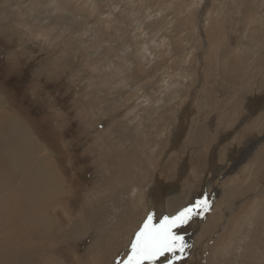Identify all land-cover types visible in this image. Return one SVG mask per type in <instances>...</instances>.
<instances>
[{
    "label": "rangeland",
    "instance_id": "374dc122",
    "mask_svg": "<svg viewBox=\"0 0 264 264\" xmlns=\"http://www.w3.org/2000/svg\"><path fill=\"white\" fill-rule=\"evenodd\" d=\"M0 96V264H115L205 199L176 264H264V0H0ZM15 120L67 189L50 225Z\"/></svg>",
    "mask_w": 264,
    "mask_h": 264
},
{
    "label": "bare ground",
    "instance_id": "6f19581e",
    "mask_svg": "<svg viewBox=\"0 0 264 264\" xmlns=\"http://www.w3.org/2000/svg\"><path fill=\"white\" fill-rule=\"evenodd\" d=\"M218 7V6H217ZM57 8V7H56ZM221 8V7H220ZM59 11V10H58ZM56 15V14H55ZM57 15H61L58 14ZM63 16V15H61ZM56 18V17H55ZM64 18V17H62ZM61 19V18H58ZM55 20V19H54ZM63 20V19H62ZM57 22V21H56ZM62 22V21H61ZM59 22V23H61ZM64 22V21H63ZM79 22V21H78ZM75 23V22H74ZM77 24V23H76ZM64 30V29H63ZM231 34V33H230ZM25 39V38H24ZM27 40V39H26ZM20 42V41H19ZM26 42V41H25ZM41 51V50H40ZM37 52V51H36ZM42 52V51H41ZM40 52V53H41ZM33 53V52H32ZM35 54V53H34ZM101 54V52H100ZM98 59V58H97ZM100 59V58H99ZM102 61V60H101ZM105 61H103L104 63ZM102 63V62H101ZM39 66V65H38ZM53 66V65H52ZM34 67V66H33ZM32 67V68H33ZM55 67V66H54ZM79 67V66H78ZM82 67V65H81ZM53 68V67H52ZM78 69V68H77ZM158 69V68H157ZM169 75V74H168ZM176 76V75H175ZM27 95V94H26ZM1 97V96H0ZM0 101L1 98H0ZM2 114L0 115V119L2 118ZM13 116V115H12ZM225 116V115H224ZM245 116V115H244ZM228 117V116H227ZM9 118V117H8ZM7 118V119H8ZM14 118V117H13ZM243 118V117H242ZM15 119V118H14ZM12 121V120H11ZM16 124L13 126V130L15 132H17L18 135H20V143H21V147L18 151L14 152L13 155L10 158L11 164L14 166L13 168H17L14 169V171L16 172V174H18L19 172L21 173V175H23V179H22V185L20 187V190L22 191L21 193L24 194L28 199H29V203L31 206V209L34 213V217L31 215L30 218L34 219L35 222H44L46 224L50 225V218L48 217L47 209L45 210V208L43 206H41V204L39 205L38 203L41 201V203L44 204V206H46V204L48 202H52L55 200V204H56V200H59L61 197L64 196V192L67 190H62L61 188L58 190L59 188V181L57 179V175L55 172L51 171V167L49 165H51V161H50V155L49 154H44L43 159H40L37 157L35 151L33 150V153L31 155H29V152H27L28 148H27V144L29 143L30 140H33L31 134L28 132V129H26L22 124H20L17 120H15ZM4 123V121H3ZM12 128V127H11ZM18 130V131H17ZM5 134V133H4ZM11 135V133H10ZM9 136V135H8ZM7 138V137H5ZM9 139V138H8ZM11 141V140H10ZM8 142V140H7ZM12 143V141H11ZM8 144V143H7ZM17 144V143H16ZM258 144V143H257ZM20 145V144H19ZM210 148V147H209ZM260 149V148H259ZM240 151V150H239ZM246 151V149L244 150ZM240 159H238V161L236 163H242L243 161L245 162L246 160L241 157V152L238 153ZM247 159V158H246ZM42 161V162H39ZM254 161V160H253ZM255 166V165H254ZM53 170V169H52ZM20 177V176H19ZM215 179V178H214ZM10 181V180H9ZM21 181V179H20ZM18 184V182H17ZM15 185V184H14ZM19 185V184H18ZM12 186V184L10 185ZM9 186V187H10ZM17 187V186H16ZM86 188V187H85ZM140 189V188H139ZM209 189V188H208ZM58 190V191H57ZM69 191V190H68ZM145 191V190H144ZM209 192V191H208ZM8 193V192H7ZM13 193V192H12ZM170 195V194H169ZM56 196V198H55ZM141 196V195H140ZM144 196V195H143ZM157 196V195H156ZM13 197V196H12ZM20 197V196H19ZM264 198V197H263ZM14 199V198H13ZM43 201V202H42ZM261 201V200H260ZM154 202V201H153ZM7 203H11V199L7 200ZM28 203V202H27ZM215 204V203H214ZM60 206V205H59ZM22 207V206H20ZM58 207V206H57ZM212 209V208H211ZM51 210V209H50ZM246 210V209H245ZM22 211V210H21ZM23 212V211H22ZM243 212V211H242ZM242 212H240L242 214ZM247 212V211H246ZM32 213V212H31ZM32 213V214H33ZM84 213V212H83ZM213 214V213H212ZM227 214V213H226ZM246 215V214H245ZM27 216V215H26ZM243 216H244V212H243ZM226 217V216H225ZM241 217V215H240ZM245 217V216H244ZM243 218V217H241ZM207 220V219H206ZM228 223L230 222V218L227 219ZM239 220V219H238ZM28 221V220H27ZM32 221V220H31ZM52 221V220H51ZM247 221V220H246ZM245 221V222H246ZM2 222V221H1ZM29 222V221H28ZM34 222V221H32ZM207 222V221H206ZM19 224V223H18ZM45 225V224H44ZM244 225V224H243ZM42 226V225H40ZM46 226V225H45ZM44 226V227H45ZM15 227V226H14ZM34 227V226H33ZM38 227V225H37ZM47 227V226H46ZM263 227V226H262ZM21 229V228H19ZM18 229V230H19ZM31 229V228H30ZM45 229V228H44ZM22 230V229H21ZM20 230V231H21ZM15 232V231H14ZM22 232V231H21ZM195 233V232H194ZM22 234V233H21ZM234 234V233H233ZM25 235V234H23ZM39 236V235H37ZM24 237V236H22ZM123 241V240H122ZM189 241V240H188ZM187 241V242H188ZM31 246V245H29ZM33 247V246H32ZM20 248V247H19ZM18 250V249H17ZM218 250V249H217ZM17 252V251H16ZM212 252V250H211ZM251 256V255H250ZM49 257V256H48ZM252 257V256H251ZM47 259V256L45 258V260ZM50 258H48L49 260ZM255 259V258H254ZM259 259V258H258ZM54 260V258H53ZM211 260V259H208ZM40 261V260H39ZM56 261V260H55ZM46 262V261H44ZM41 264V262H40ZM50 264V261H49ZM55 264V262H54ZM62 264V263H61Z\"/></svg>",
    "mask_w": 264,
    "mask_h": 264
},
{
    "label": "snow or ice",
    "instance_id": "6c2138e0",
    "mask_svg": "<svg viewBox=\"0 0 264 264\" xmlns=\"http://www.w3.org/2000/svg\"><path fill=\"white\" fill-rule=\"evenodd\" d=\"M208 207V201L205 199L198 200L175 215L157 218L155 213H149L135 233L127 257L118 259L115 264H158L162 258L167 259V264H176L189 247L184 237L176 230L186 225L194 214L199 215ZM177 253L181 255L178 256Z\"/></svg>",
    "mask_w": 264,
    "mask_h": 264
},
{
    "label": "water",
    "instance_id": "95a60500",
    "mask_svg": "<svg viewBox=\"0 0 264 264\" xmlns=\"http://www.w3.org/2000/svg\"><path fill=\"white\" fill-rule=\"evenodd\" d=\"M257 142H260V140L258 139V140H256V141H254V143H257Z\"/></svg>",
    "mask_w": 264,
    "mask_h": 264
}]
</instances>
